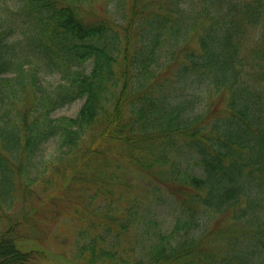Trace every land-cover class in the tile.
Returning <instances> with one entry per match:
<instances>
[{
    "label": "trees",
    "instance_id": "1",
    "mask_svg": "<svg viewBox=\"0 0 264 264\" xmlns=\"http://www.w3.org/2000/svg\"><path fill=\"white\" fill-rule=\"evenodd\" d=\"M97 2L17 0L0 16V264L47 257L22 242L52 144L73 175L114 149L178 200L170 229L143 228L135 264H264V0ZM140 208L94 212L102 231L70 263L113 264Z\"/></svg>",
    "mask_w": 264,
    "mask_h": 264
},
{
    "label": "rangeland",
    "instance_id": "2",
    "mask_svg": "<svg viewBox=\"0 0 264 264\" xmlns=\"http://www.w3.org/2000/svg\"><path fill=\"white\" fill-rule=\"evenodd\" d=\"M16 1L0 0V16H5V9L12 7ZM106 3L107 0H98L95 11L103 13ZM57 80V76L48 77L46 83L51 86ZM225 100L226 95H223L220 106H223ZM82 103L83 101H76L58 109L54 115L74 116ZM115 154L116 150L111 149L105 155L106 158L91 160L80 168L78 174L73 175L75 163L72 159L63 162L64 170L59 169L62 161L56 144L50 145L46 150L42 158V171L46 170L41 177L47 183L37 184L39 199L29 200L26 205L33 215L25 225L26 240L22 242L26 248H37L47 253V257L40 258L36 264H71L82 243L102 231L98 227L102 225L100 222L94 224L95 228L91 227L93 213L101 208L119 211L137 199L141 203L140 213L144 216L141 226L134 224L127 233L120 235L118 255L113 264L120 263L118 256L127 261L124 264H135L144 255L143 245L138 238L150 220L155 223L156 228L165 231L174 225L180 210L178 200L165 190L162 194L155 192L150 186L148 175ZM182 160L187 162V157H182ZM99 168L102 172L97 173ZM80 175L83 180L75 179L80 178ZM97 178L102 180L98 184L92 181ZM157 197L163 198L160 203L154 200ZM22 205L21 195L18 193L16 210L11 211L12 217H18L22 213ZM229 222V216H225L218 224L226 227ZM111 239L112 234H107L106 242L101 245L109 246ZM220 248L221 244L215 243L212 251L218 255Z\"/></svg>",
    "mask_w": 264,
    "mask_h": 264
}]
</instances>
